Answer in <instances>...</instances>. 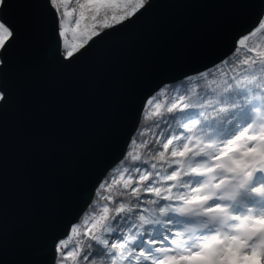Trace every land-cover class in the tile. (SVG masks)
<instances>
[{
    "label": "snow or ice",
    "instance_id": "6c2138e0",
    "mask_svg": "<svg viewBox=\"0 0 264 264\" xmlns=\"http://www.w3.org/2000/svg\"><path fill=\"white\" fill-rule=\"evenodd\" d=\"M0 264H264V0H0Z\"/></svg>",
    "mask_w": 264,
    "mask_h": 264
},
{
    "label": "water",
    "instance_id": "95a60500",
    "mask_svg": "<svg viewBox=\"0 0 264 264\" xmlns=\"http://www.w3.org/2000/svg\"><path fill=\"white\" fill-rule=\"evenodd\" d=\"M195 2H213V0H195ZM216 9H187L184 14L188 16H211ZM200 40L197 32L193 31L178 40L170 49H168L163 56L165 57H181L188 55L195 51Z\"/></svg>",
    "mask_w": 264,
    "mask_h": 264
}]
</instances>
